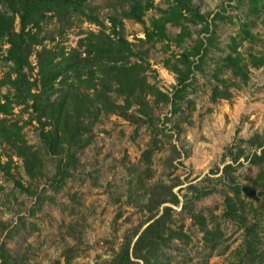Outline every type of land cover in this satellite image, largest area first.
Listing matches in <instances>:
<instances>
[{
  "label": "rangeland",
  "instance_id": "obj_1",
  "mask_svg": "<svg viewBox=\"0 0 264 264\" xmlns=\"http://www.w3.org/2000/svg\"><path fill=\"white\" fill-rule=\"evenodd\" d=\"M116 1L88 0V4L100 18H105L107 13L117 8ZM191 1L200 12L207 14L210 27H213V40L200 68L193 71L192 83L179 108L170 112L169 104L158 106V117L165 115L167 118L162 122L161 119L154 120L158 127L161 124L164 127L156 135V143L160 147L153 151L147 168L140 159V152L151 142L150 128L145 124L135 126L114 113H99L98 118L89 124V130L83 133L88 140L75 149L76 163L57 189L49 184L56 162L53 155L40 149L43 157L41 174L30 179L21 158L14 155L7 144L0 142V162L11 159L7 173L0 167V224L4 225L0 229V241H4L17 264H104V260L117 249L123 234L138 227L147 215L140 207L144 201V195L141 196L144 189L142 183L139 185L134 181L137 177L142 178L143 185L178 179L172 190L179 202L172 204L169 224L173 228L181 226L188 240L184 243L172 239L163 248L165 257L176 264H226L227 260L234 258V251L241 247L245 232L242 225L239 226L240 221L221 215L222 198L231 190L227 180L219 175L221 166L231 162L234 167L232 174L239 186H252L254 191L260 188L253 186L251 179L261 166L251 162L248 156L254 149L249 142L251 136L264 134V64H246V78H242L232 74L228 68H222L219 63L228 51L226 43L230 36L235 37L236 49L244 61L248 60L249 52L264 54V8L258 5V8L251 9L245 0ZM168 2L153 0L154 7L143 15L144 24ZM214 11H219L222 16L212 19ZM243 21L248 23L252 37L242 35ZM14 24L17 27L16 19ZM56 25L53 18L43 24V32L54 35L53 39L46 37L43 40L46 47L56 41L66 48L75 46L82 29H97V25L91 22L75 19L63 33L57 34ZM142 28L141 22L123 19L126 38L144 48L146 44L137 40L143 35ZM189 28L191 32L185 38L186 43L203 34L200 24H189ZM166 30L172 35L178 26L167 23ZM5 46V43L1 45L0 52ZM39 47L34 45V49ZM34 49L29 54L31 76L35 75ZM178 50L179 47L171 40H161L147 47L146 51L150 66L146 71L147 78L168 94L175 78L164 65V59H172V53ZM6 70L7 63L0 58V78ZM214 70L219 71L218 77L226 79L229 92L226 98L210 97L213 85H225L212 75ZM5 88L6 85H0L1 92ZM7 117L22 123L21 131L26 143L41 148L38 124L27 118V112L15 106ZM173 146L178 154L168 163L165 157L170 152L175 154ZM228 146H231V152L238 154L235 161H231ZM14 180L24 188L14 186ZM189 183L210 190L196 199L193 205L194 210H200L208 219L213 215L219 221L225 237L221 247L209 250L204 246L202 232L186 209L180 207L181 200L191 194L187 187ZM35 190L39 191V205L33 202ZM240 195L252 205L260 198L257 193L256 196L242 192ZM245 217L246 223H252L258 215L252 216L246 211ZM13 226L14 229L8 232ZM255 229L261 236L258 247L264 249L263 230ZM222 247L224 249L220 250ZM138 262L141 263L140 260ZM261 262L264 264V257Z\"/></svg>",
  "mask_w": 264,
  "mask_h": 264
},
{
  "label": "trees",
  "instance_id": "obj_2",
  "mask_svg": "<svg viewBox=\"0 0 264 264\" xmlns=\"http://www.w3.org/2000/svg\"><path fill=\"white\" fill-rule=\"evenodd\" d=\"M245 1L251 9L258 8V5L264 8V0ZM115 5L117 8L107 13L105 18H100L88 0H0V47L6 44L0 52V58L8 66L0 78V85H6L5 91H0V142L7 144L12 153L21 158L24 171L30 179L41 174L43 157L40 149L53 155L56 162L49 184L54 189L59 188L70 174V167L76 163L75 149L86 143L88 137H83V133L89 130V124L98 118L99 113H114L135 126L145 124L150 128L151 142L140 152V159L147 168L153 151L160 147L156 143V135L164 127L163 124L161 128L158 127L154 120L161 119L162 122V119L167 118L165 115L158 117V106L169 104L170 112L179 108L181 99L188 93V86L192 83L193 71L200 68L213 40V27H210L207 14L200 12L191 0H169L167 6L159 8L160 12L150 17L147 24H144L143 15L147 9L154 7L153 0H117ZM221 16L219 11H214L212 19ZM52 18L57 22V34L63 33L75 19L91 22L97 25V29H82L75 46L66 48L56 41L46 47L43 40L46 37L53 39L54 35L43 32V24ZM124 18L143 23V35L138 36L137 40L140 44H146L144 48L136 46L124 35ZM167 23L178 26V30L169 35ZM241 23L242 35L252 37L248 23ZM189 24H200L203 34L196 35L186 43L185 38L191 32ZM161 40H171L179 47L178 51L172 53V59H164V65L174 73L175 78L170 94L147 78L146 71L150 67L146 59L147 47ZM34 45L40 47L34 49ZM226 45L228 51L222 55L219 66L228 68L232 74L246 78V64H264V54L252 52L248 53V60L244 61L236 49L234 36H230ZM33 49L35 75L31 76L29 54ZM218 73L214 70L212 75L225 84L226 79L218 77ZM228 95L226 84L211 87L212 99L226 98ZM15 106L27 112L28 119L37 122L41 148L26 143L21 131L22 123L7 117ZM249 142L254 149L248 159L261 166L251 180L253 186L260 188L254 191L252 186H239L234 180L231 162L221 166L219 175L221 179L227 180L231 190L230 194L225 193L222 198L221 215L240 221L239 226L242 225L245 232L241 247L234 251V258L227 260L226 264H262L264 257V249H260L257 244L261 236L255 229H262L264 237V134L260 136L255 133ZM227 150L231 161H235L238 154L231 152V146ZM173 151L175 154L170 152L165 157L168 163L178 154L174 146ZM10 163V158L0 162L4 172H8ZM134 181L139 185L142 183L144 192L141 196L144 195V201L140 207L147 215L138 227L123 234L117 249L103 263L139 264L140 260V264H176L164 256L163 248L175 238L184 243L188 240L181 226L173 228L169 224L172 204L179 202L172 190L178 179L148 185H143L141 177ZM14 186L24 188L18 180H14ZM187 187L191 189V194L181 200L180 207L186 209L202 232L204 246L209 250L221 247L225 237L219 221L213 215L208 219L200 210H194L193 205L196 199L210 190L197 188L190 183ZM241 192L244 195L257 193L260 198L252 205L241 197ZM33 194L34 204L39 205V191L35 190ZM246 211L251 212L252 216L258 215L255 222L246 223ZM3 227L0 224V229ZM0 264H17L3 240L0 241Z\"/></svg>",
  "mask_w": 264,
  "mask_h": 264
}]
</instances>
